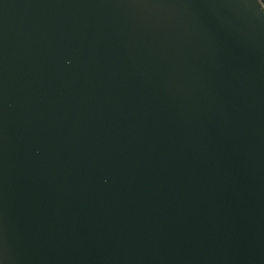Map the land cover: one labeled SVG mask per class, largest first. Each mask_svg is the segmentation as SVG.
Returning a JSON list of instances; mask_svg holds the SVG:
<instances>
[{"label":"water","instance_id":"1","mask_svg":"<svg viewBox=\"0 0 264 264\" xmlns=\"http://www.w3.org/2000/svg\"><path fill=\"white\" fill-rule=\"evenodd\" d=\"M0 264H264V0H0Z\"/></svg>","mask_w":264,"mask_h":264}]
</instances>
